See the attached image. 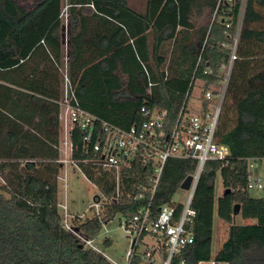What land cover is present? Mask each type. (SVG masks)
Returning <instances> with one entry per match:
<instances>
[{"label": "trees", "instance_id": "1", "mask_svg": "<svg viewBox=\"0 0 264 264\" xmlns=\"http://www.w3.org/2000/svg\"><path fill=\"white\" fill-rule=\"evenodd\" d=\"M239 10L234 0H147L144 14L127 0H0V264H111L84 242L97 237L101 223L131 218L149 202L152 167L133 163L119 171L118 201L101 221L75 217L65 228L56 200L64 77L78 107L98 119L128 129L146 107L165 113L169 131L191 82H202L204 92L218 81ZM236 54L214 134L229 155L205 163L191 203L194 242L174 264L210 260L218 173L224 192L217 216L230 226L213 261L264 264V198L245 190L247 160L264 157V0H245ZM71 141L83 176L114 198L116 174L92 165L96 155L82 150L79 130ZM195 167L189 159L165 162L154 213ZM236 204L255 224H232Z\"/></svg>", "mask_w": 264, "mask_h": 264}, {"label": "built area", "instance_id": "2", "mask_svg": "<svg viewBox=\"0 0 264 264\" xmlns=\"http://www.w3.org/2000/svg\"><path fill=\"white\" fill-rule=\"evenodd\" d=\"M227 1L232 2V0ZM238 32L237 26L231 36V43L223 46L226 50V59L219 68L218 81L210 84L204 92L201 91L192 105L194 114H187L186 106L190 93L186 95L176 123L169 131L166 130L165 113L146 107L140 109L141 120L128 129H122L98 119L78 107L72 93H69L68 82L64 77V93L59 103L58 115L61 131L59 151L62 156L59 163L64 166L71 165L80 171L77 163L72 160L71 141L72 132L79 130L82 150H91L96 155L92 165L116 174L114 198H106L98 191L96 199L88 206L84 214L92 210L91 214L101 221L106 208L118 201V174L121 169L129 168L133 163H140L143 166L149 163L152 167L149 202L131 218L121 217L120 228L130 242L125 254V264H174L175 259L182 256L185 249L194 242L192 225L196 211L191 203L199 176L206 162L223 161L229 155L225 146L214 142V134L227 84L234 62L237 60ZM200 84L202 87L203 83L200 82ZM170 158L194 160L196 162L195 171L190 175L192 181L186 191L185 199L177 203L170 200L158 207L157 212L154 213L150 207L151 200L164 164ZM262 161L264 157L247 160L245 190L248 193H257L264 198V169H261L263 174L258 177H254L251 171H258ZM248 162H251L249 166ZM59 180L64 181V178H59ZM134 198L140 199L142 194H137ZM62 208L65 213V207ZM64 217L68 219L69 216L64 214ZM66 221L64 220L65 228L70 230ZM104 225L101 223V228ZM84 243L91 250L101 253L92 245V241ZM140 247L142 250H139ZM177 264H186V261L180 258ZM211 264L216 263L213 261Z\"/></svg>", "mask_w": 264, "mask_h": 264}, {"label": "rangeland", "instance_id": "3", "mask_svg": "<svg viewBox=\"0 0 264 264\" xmlns=\"http://www.w3.org/2000/svg\"><path fill=\"white\" fill-rule=\"evenodd\" d=\"M139 0H130L131 4L139 3ZM245 0H240V10L238 17V30L241 26V17L243 13ZM136 9V8H135ZM137 10V9H136ZM201 23L204 22V18H200ZM193 87L191 89V86ZM191 89V90H190ZM190 91V92H189ZM202 91L200 81H193L190 84L188 92L190 97L187 101V114H194L192 105L196 102V99L199 97ZM187 92V94H189ZM186 94V95H187ZM186 98V96H185ZM57 146L58 149L61 147V131L57 134ZM59 158H61V152L58 150ZM251 162H248V166ZM261 169H264V161L259 165V170H251L254 174V177L262 175ZM60 177L64 178V181L57 179V194L56 200L58 205V211L63 217V220H67L64 217L66 213L69 217L68 225L73 224V219H70V215L82 216L85 211L88 209V206L93 203V197L98 195V189L90 181L83 177L81 171H78L73 166L68 165L65 168V171H60ZM4 186V181L0 177V189ZM224 188L222 185V180L219 173L216 175L215 184H214V197H213V213H212V238L210 246V260L208 262H202L201 264H211L213 262L214 256L220 250L222 244L228 238V228L229 224L223 222L217 216V200L222 196ZM187 195V192L181 190L180 188L174 193L171 198V202L177 203L182 202ZM252 198H260V195L254 192L249 193ZM63 206L66 207L65 213ZM92 211V210H91ZM91 211L88 212L85 216L89 218L92 214ZM121 216L115 215V217L102 227L97 235V237L92 241V245L101 252V254L108 260L116 264H125V254L129 249V239L126 234L120 228ZM233 225L245 226L255 224L254 220H245L242 219L239 213L233 217ZM105 240L109 241L108 245L103 244ZM139 250H142L140 247Z\"/></svg>", "mask_w": 264, "mask_h": 264}, {"label": "crops", "instance_id": "4", "mask_svg": "<svg viewBox=\"0 0 264 264\" xmlns=\"http://www.w3.org/2000/svg\"><path fill=\"white\" fill-rule=\"evenodd\" d=\"M140 2L139 3H136L135 5L134 4H131L130 3V0H127V2H128V7L131 9V10H133V11H135V12H137V13H140V14H144V12H145V10L147 9V0H139ZM137 10H136V9ZM60 126V125H59ZM59 150V149H58ZM61 158H62V156H61ZM61 158H59V160L61 159ZM60 165H61V168H60V171H65V168H66V166H68V165H62L61 163H59ZM59 174H60V172H59ZM82 174V173H81ZM84 177V176H83ZM59 178H63V177H60V175L58 176V180H59ZM85 178V177H84ZM86 179V178H85ZM63 207H65V206H63ZM65 209H66V207H65ZM66 214V213H65ZM87 214V213H86ZM86 214H83V216H76V215H70V219H73V218H75V217H77V218H79V219H85L86 218ZM67 215V214H66ZM69 219V218H68ZM68 219H67V221H68ZM106 241H108V240H106ZM109 242V241H108ZM104 244V243H103Z\"/></svg>", "mask_w": 264, "mask_h": 264}, {"label": "water", "instance_id": "5", "mask_svg": "<svg viewBox=\"0 0 264 264\" xmlns=\"http://www.w3.org/2000/svg\"><path fill=\"white\" fill-rule=\"evenodd\" d=\"M240 0H234L235 3L239 2ZM192 177L188 176L186 179L180 184L179 188L181 190L187 191L189 189V186L191 184ZM229 193V190L225 191V194ZM239 213V205H234L233 207V214L232 217L236 216Z\"/></svg>", "mask_w": 264, "mask_h": 264}]
</instances>
